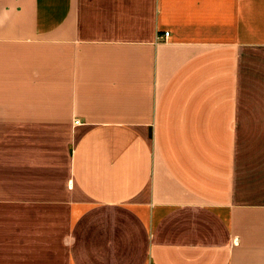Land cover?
I'll return each mask as SVG.
<instances>
[{"label":"crops","instance_id":"0c3cea01","mask_svg":"<svg viewBox=\"0 0 264 264\" xmlns=\"http://www.w3.org/2000/svg\"><path fill=\"white\" fill-rule=\"evenodd\" d=\"M1 212L3 264H264V0H0Z\"/></svg>","mask_w":264,"mask_h":264},{"label":"rangeland","instance_id":"374dc122","mask_svg":"<svg viewBox=\"0 0 264 264\" xmlns=\"http://www.w3.org/2000/svg\"><path fill=\"white\" fill-rule=\"evenodd\" d=\"M246 105V104H245ZM247 109V105L244 107ZM0 223H3V212L0 213ZM0 264H3V242L0 240Z\"/></svg>","mask_w":264,"mask_h":264},{"label":"built area","instance_id":"2783aa9c","mask_svg":"<svg viewBox=\"0 0 264 264\" xmlns=\"http://www.w3.org/2000/svg\"><path fill=\"white\" fill-rule=\"evenodd\" d=\"M169 36H170L169 34H166V35H165V39L169 38ZM76 125H77V126H80V123L77 122Z\"/></svg>","mask_w":264,"mask_h":264}]
</instances>
